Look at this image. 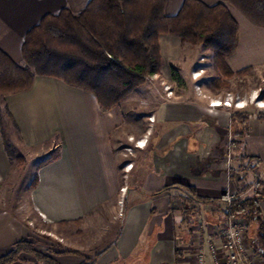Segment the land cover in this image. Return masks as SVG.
I'll use <instances>...</instances> for the list:
<instances>
[{
	"label": "crops",
	"instance_id": "0c3cea01",
	"mask_svg": "<svg viewBox=\"0 0 264 264\" xmlns=\"http://www.w3.org/2000/svg\"><path fill=\"white\" fill-rule=\"evenodd\" d=\"M90 1L0 0V49L24 63V39L34 26L64 8L79 13ZM202 1L208 5L221 2ZM184 2L167 0L166 15L178 14ZM225 4L239 23V44L227 58L229 67L239 72L264 65V28ZM159 41L163 72L173 76L175 65L182 72L185 43L170 34H161ZM205 59L200 55L188 68L186 77L192 78L193 85L178 73L182 80L179 96L162 98L155 89L140 87L131 94L137 95H130L109 111L101 109L93 94L50 76H36L27 91L2 94L26 155L53 158L40 168L30 201L16 207L0 206V259L8 256L17 243L34 242L35 224L41 222L56 233L51 256L57 264H84L85 257L72 252L86 254L87 246L75 247V241L70 246L65 230L74 223H82L84 230L87 224L92 223L95 229L101 223L118 224L123 220L117 227L118 240L109 247L117 252L126 230L135 228L144 216L141 229L148 230L155 240L144 249L146 264H194L199 247L207 264H213L208 243L212 241L217 247L223 243L219 230L231 217L221 205L228 193L240 198L258 195L264 215V118L254 114L241 120L240 113L232 115L224 105L209 104L201 94V90L206 92L203 75L202 80L196 79L207 69ZM125 109H138L139 114L127 118ZM129 137L140 141L130 156L124 151L130 144ZM17 175L0 124V190L5 186L8 189ZM177 182L194 187L199 197L214 201L200 204L199 221L188 230L181 223L185 194L177 188L163 190ZM192 231L201 234L198 242L191 241L193 244L186 237H195ZM181 238L186 240L184 244ZM260 258L264 263V257ZM116 262L117 258L109 264ZM11 264H36V257L22 252Z\"/></svg>",
	"mask_w": 264,
	"mask_h": 264
},
{
	"label": "trees",
	"instance_id": "16d2710c",
	"mask_svg": "<svg viewBox=\"0 0 264 264\" xmlns=\"http://www.w3.org/2000/svg\"><path fill=\"white\" fill-rule=\"evenodd\" d=\"M225 3L264 28V0H221L216 5L185 0L173 16L166 15L167 0H91L79 13L64 8L46 15L25 36L24 63L16 62L0 49V95L27 91L36 76H50L93 94L101 109L109 111L145 84L148 76L161 72V34L210 49L217 81L231 78L236 72L229 67L227 58L238 48L239 23ZM173 75L182 83L176 71ZM52 158L49 155L42 163ZM173 188L187 198L182 201L181 223L189 229L199 221L200 204L214 201L199 197L194 187L182 182L163 190ZM224 203L229 217L251 215L260 246L257 252L264 257V215L258 195ZM181 242L186 240L181 238ZM22 252L34 255L36 264H57L26 241L17 243L0 264H11ZM176 252L182 253L179 248ZM72 253L87 258L85 254Z\"/></svg>",
	"mask_w": 264,
	"mask_h": 264
},
{
	"label": "rangeland",
	"instance_id": "374dc122",
	"mask_svg": "<svg viewBox=\"0 0 264 264\" xmlns=\"http://www.w3.org/2000/svg\"><path fill=\"white\" fill-rule=\"evenodd\" d=\"M184 43L185 46L182 52L183 59L185 61L184 63H182V72L177 65L173 67V71H176V73L181 72V77L182 75L185 76V78L182 77V79H185L186 83L193 85L192 78L186 77L188 68L190 67L191 62H193L196 58H200V55L205 56L206 59L203 64L207 65V69L200 71L199 73L201 74L196 79H200L203 75L202 79L203 84L206 88V92L204 91L205 93H203V91L201 90V94L204 98H206V100L209 101V104H211L213 100L223 101L227 100L228 98L230 105H223L225 107H228L229 112H231L232 115L240 113V116H242L240 117L241 120H246L250 115L253 116L254 114H257L261 118H264V65L249 67L242 70L241 72H236L235 75L231 78L224 77L221 82H218L217 72L213 64V52L200 44H192L189 42ZM163 71L164 68L161 69V72L159 74L148 76L146 83L140 87H146L149 89L151 87L155 89L156 92H158V95L162 98H174L175 96H179V93L177 92L181 91V83L174 79V75L172 76L171 72L166 73ZM201 86L203 87V85ZM140 87H138L135 91L141 89ZM137 93L138 92L131 95V97H134L135 95H137ZM1 97L3 96L0 95V124L2 127V133L4 134V140L8 149V153L13 158L14 166L18 168V175L11 182V186H8V189L7 186H5L2 191L0 190V206L12 205L16 207L17 204L28 200L30 201V198H32V193L35 191V188L39 182V171L43 166L42 160L44 158H33L26 155L25 150L22 147L18 129L13 119L10 117L3 98ZM145 105H147V102L145 103ZM139 107L140 109L142 108V106ZM125 114H127V118H130L135 116V114H139V110L129 109L128 111L127 109H125ZM150 119H153V117H150ZM124 129L130 130L129 128ZM236 129L237 131H239L238 126L236 127ZM139 142L140 141H137L135 137H129L130 144L125 146V153H127L128 156L133 153L135 154V145L139 144ZM232 152L233 151H231V153ZM16 156L22 157V162L19 163ZM229 156L231 157L233 155ZM123 193L125 198V195L127 194V187L124 188ZM225 201H227V197ZM225 204L226 203L222 202L221 208H225ZM244 219H247L249 224L251 223V215L244 216ZM122 221L123 220H119L118 224H111L110 222L101 223L98 228L95 227V229L91 228V223L87 224L88 228H85L84 230L81 227L82 223H74L72 226H70V229L65 230L64 232L67 240L71 241L69 243L70 246H74V243L72 241H75V247L87 246L85 248H88L89 252L85 254V256L87 257L85 259H87L89 264H109L116 258L117 262L113 264H146L144 249L150 243H154L155 240L150 235L148 230L141 229L146 221V218L144 216L142 220L138 219V222L135 224V228H128L126 230L125 237L120 240L121 246L117 250V252L115 249L112 250L109 248L110 246H112L113 248L114 246L112 244L118 240L117 230L119 227H121ZM224 225L225 223L222 225V227ZM192 226L194 227V225ZM35 227L36 228L34 232L36 236L34 238V242L28 243H30L38 253L52 258L51 254H54V247L56 246L55 242H57L56 233H53L52 229L49 226L41 222H37V224H35ZM221 230L222 228L219 231ZM196 233L198 235L193 233L192 231V236L196 235L195 237H193L194 239L190 238V235H186V237H188V240L190 239V243L194 240L198 242L199 239H201V234L199 233V231H197ZM248 240L250 242V249H252L251 252L254 251L256 254H258L257 250L260 249V246L257 239V233L253 231L252 226L250 227V230L248 232ZM82 242H84L83 245ZM104 250L109 251L108 253H102L101 251Z\"/></svg>",
	"mask_w": 264,
	"mask_h": 264
},
{
	"label": "built area",
	"instance_id": "2783aa9c",
	"mask_svg": "<svg viewBox=\"0 0 264 264\" xmlns=\"http://www.w3.org/2000/svg\"><path fill=\"white\" fill-rule=\"evenodd\" d=\"M196 76L198 73L195 74ZM172 92V91H170ZM217 101H212L211 105ZM224 105L229 106L230 102L227 98ZM237 198L236 194L228 193L227 202L230 204ZM250 224L247 219H241L236 216L231 217L225 223L220 231V237L223 243L220 247L213 245L212 241L208 243L210 258L213 264H264L260 261V255L254 251L251 252L250 242L248 240V232ZM196 260L194 264H207V259L201 247L195 250Z\"/></svg>",
	"mask_w": 264,
	"mask_h": 264
},
{
	"label": "bare ground",
	"instance_id": "6f19581e",
	"mask_svg": "<svg viewBox=\"0 0 264 264\" xmlns=\"http://www.w3.org/2000/svg\"><path fill=\"white\" fill-rule=\"evenodd\" d=\"M224 104V102H219V101H217L215 104H214V106H221V105H223Z\"/></svg>",
	"mask_w": 264,
	"mask_h": 264
}]
</instances>
